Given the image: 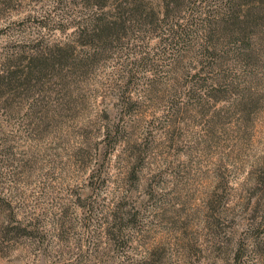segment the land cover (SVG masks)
Masks as SVG:
<instances>
[{
	"label": "rangeland",
	"instance_id": "obj_1",
	"mask_svg": "<svg viewBox=\"0 0 264 264\" xmlns=\"http://www.w3.org/2000/svg\"><path fill=\"white\" fill-rule=\"evenodd\" d=\"M151 1L159 10V0ZM49 6L53 0L0 2V58L37 33L49 43L64 40L58 30L64 13L56 11L58 18L39 29ZM156 34L147 32L143 45L156 47ZM124 54L103 57L73 94L72 109L47 96L48 125L37 130L23 116L32 102L26 94L18 118L2 124L0 226L12 212L13 226L32 220L38 230L31 237L2 235L0 264H264V56L250 74L231 59L215 68L213 77L222 73L224 85L211 93L204 114L183 94L191 81L188 61L155 58L154 71L140 70L131 83L135 108L123 133L134 142L105 157L99 131L106 114L120 116L110 90ZM134 143L143 144L142 155L134 157ZM85 145L89 156L78 158ZM116 206L142 213L113 242L106 231Z\"/></svg>",
	"mask_w": 264,
	"mask_h": 264
},
{
	"label": "trees",
	"instance_id": "obj_2",
	"mask_svg": "<svg viewBox=\"0 0 264 264\" xmlns=\"http://www.w3.org/2000/svg\"><path fill=\"white\" fill-rule=\"evenodd\" d=\"M19 1L0 0L6 5ZM28 1L38 3L41 0ZM79 2L71 5L72 0H53L54 6H49V10L40 16L39 29L45 30L47 24L43 21L50 16L55 21L59 16L56 11L64 13L66 24L58 29L64 40L49 43L37 33L31 43L16 41L0 58V104L5 106L0 114L5 121L0 122V144L6 143V127L2 124L18 118L20 110L16 106L23 94L32 99L23 116L35 129H41L53 119L43 104L47 96L66 100L65 107L72 109L73 94L82 91L83 83L101 68V61L108 52L121 50L125 54L117 63L121 69L120 79L110 90L115 94V110L120 116L112 119L106 114L99 131L101 142L106 146L105 157L111 155L117 146L134 142L123 133L125 117L131 116L135 108L131 83L140 70L153 68L154 71L158 62L155 58L166 56L169 57L165 59L168 63L176 65L188 61L192 68L188 72L191 81L183 94L191 99L200 114H204L208 98L213 96L211 93H220L224 85L221 83L222 73L213 77L215 68L231 59L235 64H242L243 70L250 74L264 56V0H159V10L151 0ZM151 31L157 33L159 41L156 47L148 49L143 45V38ZM124 78L127 81H122ZM116 87H119L117 91ZM149 139L150 134L142 139L144 145ZM142 147V143H134V157L144 153ZM88 149L91 150L88 145L82 146L77 157L89 156L85 152ZM1 155L3 151H0ZM130 171L133 170L129 167ZM5 206L9 207L8 204ZM141 210L137 206L114 208L106 231L111 241L125 238L123 227L135 224ZM10 214L7 223L0 226V237L12 231L30 237L36 235L38 229L33 228L32 220L18 221V225L13 226L15 216L12 212Z\"/></svg>",
	"mask_w": 264,
	"mask_h": 264
}]
</instances>
